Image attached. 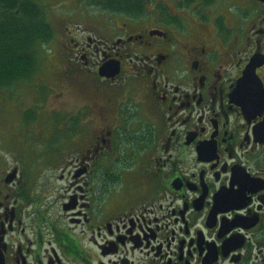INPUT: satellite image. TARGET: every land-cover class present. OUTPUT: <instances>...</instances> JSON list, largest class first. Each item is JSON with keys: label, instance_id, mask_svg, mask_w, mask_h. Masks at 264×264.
<instances>
[{"label": "flooded vegetation", "instance_id": "flooded-vegetation-1", "mask_svg": "<svg viewBox=\"0 0 264 264\" xmlns=\"http://www.w3.org/2000/svg\"><path fill=\"white\" fill-rule=\"evenodd\" d=\"M95 8L1 85L0 264H264V0Z\"/></svg>", "mask_w": 264, "mask_h": 264}, {"label": "trees", "instance_id": "trees-1", "mask_svg": "<svg viewBox=\"0 0 264 264\" xmlns=\"http://www.w3.org/2000/svg\"><path fill=\"white\" fill-rule=\"evenodd\" d=\"M41 0H0V88L10 79L37 70L39 47L53 38L54 27ZM109 11H142L147 0H86Z\"/></svg>", "mask_w": 264, "mask_h": 264}, {"label": "rangeland", "instance_id": "rangeland-1", "mask_svg": "<svg viewBox=\"0 0 264 264\" xmlns=\"http://www.w3.org/2000/svg\"><path fill=\"white\" fill-rule=\"evenodd\" d=\"M41 4L45 7L48 15V20L51 23V25L54 27L55 32L59 31V26H62L61 24H67L70 23L73 25L76 22L85 23L91 22V18H88L91 15H94V11L96 12H104L101 10H96L95 4L91 5L88 4L86 0H41ZM107 12V11H105ZM104 12V13H105ZM102 14V13H101ZM58 36V35H57ZM59 37V36H58ZM53 43L50 41L47 44H42L39 48V66H38V72L40 74H43L44 82L43 84H47L49 79L45 78L47 77L45 74L49 75L50 82L52 84L59 83V80L54 77L52 72L54 70H58L54 64L57 61L56 56L58 55L59 48L58 47V41ZM52 44V50L56 49L55 53L52 55L50 48L48 45ZM52 55V56H50ZM56 72V71H55Z\"/></svg>", "mask_w": 264, "mask_h": 264}]
</instances>
